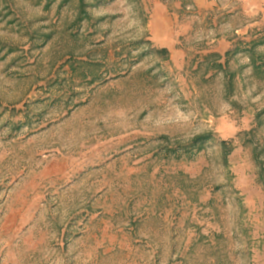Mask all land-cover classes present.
I'll return each mask as SVG.
<instances>
[{"label": "rangeland", "instance_id": "1", "mask_svg": "<svg viewBox=\"0 0 264 264\" xmlns=\"http://www.w3.org/2000/svg\"><path fill=\"white\" fill-rule=\"evenodd\" d=\"M0 264H264V0H0Z\"/></svg>", "mask_w": 264, "mask_h": 264}, {"label": "trees", "instance_id": "2", "mask_svg": "<svg viewBox=\"0 0 264 264\" xmlns=\"http://www.w3.org/2000/svg\"><path fill=\"white\" fill-rule=\"evenodd\" d=\"M253 43H251L250 45H252ZM247 52L250 53H254V49L253 47L251 48H247L245 49ZM157 53H164L167 54V49L162 48V49H158L156 50ZM252 59V64L255 67V69H258V60L256 57L251 56ZM217 67V66H216ZM218 67H222V65H218ZM212 141V136L210 135H203V136H199L197 138H195L192 142H190L189 144H186L184 146H179V148H174L173 150H171V153H174V155H177V153L179 155H191L193 150L200 151L206 144L210 143ZM223 148L227 149L229 147V144L227 141H222L221 142Z\"/></svg>", "mask_w": 264, "mask_h": 264}]
</instances>
